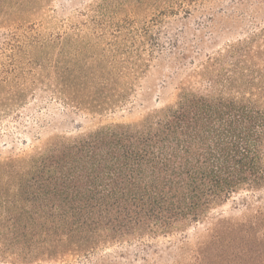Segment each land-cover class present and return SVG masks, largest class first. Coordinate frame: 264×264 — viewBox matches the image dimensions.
I'll list each match as a JSON object with an SVG mask.
<instances>
[{
    "label": "trees",
    "instance_id": "trees-1",
    "mask_svg": "<svg viewBox=\"0 0 264 264\" xmlns=\"http://www.w3.org/2000/svg\"><path fill=\"white\" fill-rule=\"evenodd\" d=\"M49 1L0 0V264H264V21L213 27L248 0Z\"/></svg>",
    "mask_w": 264,
    "mask_h": 264
},
{
    "label": "rangeland",
    "instance_id": "rangeland-1",
    "mask_svg": "<svg viewBox=\"0 0 264 264\" xmlns=\"http://www.w3.org/2000/svg\"><path fill=\"white\" fill-rule=\"evenodd\" d=\"M93 0H50L48 2V7L50 6L51 9H54V12L51 11H45L44 13V17L42 19V23H44V27L45 30L50 31V32H58L60 31V27L64 25L66 26V30H72L75 29V27H78V22H74V17H75V13L74 11H80V12H84L87 8V6L89 5L90 2H92ZM245 1V0H244ZM229 2H224L221 4V6H219L217 8V10H215L218 14L216 15V19L214 20V29L218 30L220 27H223L225 29H227L228 26L230 25H234V24H239L241 22L240 17H238V15H241L242 17V21L244 17H247L249 14L252 15L253 17L258 18L260 20L264 21V3H257V5L251 6V2L250 0H248V4H246V6H243L241 8H238L236 10L231 9H225V7L228 5ZM246 3V2H245ZM65 11V12H64ZM74 14V16L72 15ZM244 16V17H243ZM205 18L203 19H207L206 16H203ZM2 18V14L0 13V20ZM39 18H41V16H35V17H29V18H25V21H37ZM80 21L82 23H84L83 19H80ZM13 22H18V20H14ZM22 22V21H21ZM244 23V22H243ZM83 26H85V24H82ZM81 29L84 30V35H83V39L85 40H89V38H91V32L89 30H85V28L80 27ZM3 29H0V32H2ZM106 42V41H104ZM105 43H102L98 48H97V52L101 51L102 55L106 54L108 56H114V50L115 48L110 50H107L108 46L104 45ZM118 56V54H117ZM107 57V56H106ZM154 83H157V80L154 81ZM155 91H152L149 96H147L143 101L141 99H139V104H142L141 108H139L138 106L132 110L128 111H118L116 113L115 116H113V119L116 121H120V120H133L138 118L139 116H141V114H143L144 111L146 110H150L152 107L154 106H160L161 103H163L166 98H167V94L170 93V89L168 91H166L165 95L162 96V99H159V104L156 105V100L154 95L157 93H154ZM32 106V104H31ZM56 118V126L53 127L52 129H48L43 131L40 134V140L44 141L46 140L49 136L53 135L54 133L57 132H66V131H70L72 130L74 127H76L77 125H80L82 127H88L89 125L92 124V122H97L95 120H84L83 117H77L75 118L73 121H71L70 125H65L63 126L60 122H61V118H59L58 116L55 117ZM68 120H66L67 122ZM68 124V123H66ZM27 144L29 145V147L31 148V145H36L38 143H34V141H31L29 139H27ZM18 149H24V147L20 146L19 144L17 145ZM6 149H10L9 147H7ZM5 149V150H6ZM221 216L223 217H227L228 215L234 214L231 211L230 205H225L223 206L220 210ZM197 230H202L201 227H198Z\"/></svg>",
    "mask_w": 264,
    "mask_h": 264
}]
</instances>
